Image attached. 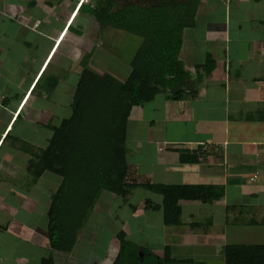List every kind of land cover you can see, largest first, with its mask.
I'll return each mask as SVG.
<instances>
[{
    "label": "crops",
    "instance_id": "crops-1",
    "mask_svg": "<svg viewBox=\"0 0 264 264\" xmlns=\"http://www.w3.org/2000/svg\"><path fill=\"white\" fill-rule=\"evenodd\" d=\"M4 8L6 11L0 12L3 18H0V49L21 52L18 67L23 68L21 74L25 82L17 86L13 78V83L0 87V138L11 131L10 124L19 116L20 105L33 92L30 88L35 79L45 73L52 52L66 35L64 51H79L72 53V59L70 53L64 55L67 60L76 62V76L81 70L79 59L85 53L88 69L124 81L134 53L122 61L116 57V52H109L112 50L109 43L118 30L100 27L91 17L84 16L81 9L74 13V2L22 0L20 6L10 3ZM82 43L86 44L88 52H81ZM206 57L212 62L207 73L203 67ZM177 58L187 76L180 87L182 96L174 100L169 91H159L150 101L130 109L124 139V145L128 139L131 148L129 153L126 151L130 192L142 189L136 185L143 183L221 187L222 197L210 204L179 201L180 217L184 213L187 220L180 219L181 226L189 228L191 224H198L189 229L197 230L210 241L219 235L222 237L226 227L248 230L249 238L254 231L264 236V0H199L194 25L181 33ZM59 82L58 79L56 85ZM52 91L38 90L37 101L44 103ZM71 92L73 89L69 102ZM61 95L59 92L58 96ZM69 102H66L67 107ZM40 127L46 129L43 123ZM17 134L15 139L26 142L23 129H18ZM31 142L26 143L34 146ZM178 151L193 155L196 162L180 163ZM12 159L10 155L5 161L11 166ZM4 172L6 178L10 177L7 168ZM108 195L101 192L90 213L100 210L102 200ZM19 196L14 195L11 183H4L0 192V264H40L48 257L52 264H76L74 251L81 242L78 237L85 223L68 254L49 249L46 217L45 223L40 225L41 244L20 248L22 243L1 240L7 230L14 232L23 223L13 219V201H22ZM7 202L10 207L6 206ZM159 203L160 200L154 204ZM47 205L41 211V222ZM119 205H124V201ZM202 212L206 217L199 222L188 221L194 214L199 220ZM32 223L23 228L32 230ZM163 246L158 247L160 251L157 249L155 254L160 255ZM22 249L24 252L28 249L33 255L20 260L17 251ZM115 252L106 264H111ZM209 253L207 263L212 264L211 251Z\"/></svg>",
    "mask_w": 264,
    "mask_h": 264
},
{
    "label": "trees",
    "instance_id": "trees-1",
    "mask_svg": "<svg viewBox=\"0 0 264 264\" xmlns=\"http://www.w3.org/2000/svg\"><path fill=\"white\" fill-rule=\"evenodd\" d=\"M68 1L75 3V0ZM115 1L96 0L93 7L81 5L77 12L85 8L100 27L141 39L124 81L88 69V54H82L81 70L68 105L69 114L56 126L46 128L49 135L44 147L12 140L13 148L27 156L24 171L30 178V185L44 173L59 178L56 188L49 194L45 213L47 243L53 252H71L101 192L124 201L128 170L124 139L130 109L150 101L159 91H169L170 98L179 99L183 93L180 87L187 78L177 56L181 33L194 25L199 0L149 7L128 3L118 8H115ZM203 67L206 73L212 68L209 57L205 58ZM43 75L42 72L38 76L31 91ZM57 81L49 75L40 89L49 93ZM178 161L194 163L196 158L178 151ZM136 187L160 196L159 204L146 200L143 208L160 211L164 227L181 226L179 201L210 204L223 194L221 187L212 186L143 183ZM197 226L191 224L189 228ZM115 239L117 250L111 264H211L174 257L169 245H164L162 253L157 255L128 240L122 231L116 232ZM221 254L223 264H264V244H226L221 247ZM40 264H52L51 258L41 260Z\"/></svg>",
    "mask_w": 264,
    "mask_h": 264
},
{
    "label": "rangeland",
    "instance_id": "rangeland-1",
    "mask_svg": "<svg viewBox=\"0 0 264 264\" xmlns=\"http://www.w3.org/2000/svg\"><path fill=\"white\" fill-rule=\"evenodd\" d=\"M21 1L0 0V12L4 13L6 11V8H4L6 4L11 3L13 6H20ZM180 1L185 0H117L115 1V8L128 3L141 7H149L160 3ZM94 3L91 7L94 6ZM81 13L87 18H90V13L87 9L84 8ZM50 17H52L51 12ZM0 18L3 19L1 16ZM71 28H74V25H71ZM67 40L68 35L63 38V41L56 51L52 52L53 56L49 67L40 79L37 87L30 96L26 97L24 101L26 103L23 102L20 105L21 111L19 116L16 118V121H12L14 122L13 124H10L11 131L2 142L1 140L4 135L0 138V192L4 189V183L12 184L14 195H20L19 197H22V201H13V219L23 221V223L18 225L19 227H16L14 232L7 230V235L3 234L1 240L3 242L10 241L17 243L18 245L22 243L20 248L33 247L36 243L41 244L42 230L40 225L45 223V215L43 217L44 221H40L42 217L41 211L48 203V195L57 185L59 178L44 173L33 185H30V178L24 171L26 157L12 148V140L18 135V129L21 128L24 131L23 138L26 142L32 141L31 143L34 144V147L43 148L49 132L40 127L42 123L45 128L49 129V127L56 126L60 118L62 119L68 116L69 109L66 102H69L70 90L72 91L77 77L76 62L70 59L73 57V52L79 51L71 50V52H65ZM103 42L108 44L106 41ZM140 43L141 39L139 37L118 30L113 37V41L109 43L112 49L109 52H116V57L125 61L129 55L137 50ZM82 47L81 52H88L85 43H82ZM66 53H70V59L68 58V60L64 57ZM20 55L21 52H4L3 49H0V87L4 86L5 83H13V78L15 80L14 85L22 86L24 84L25 76L21 74L23 68L18 67ZM48 75L56 77L60 82L56 85L48 100L42 103L41 101H37L36 93L42 85L46 84ZM15 92L18 93L17 90ZM59 92H62L63 95L58 96ZM49 101L53 103L51 106L46 104ZM125 148L127 153H129L131 148L128 139L125 143ZM10 155L13 157L11 166L10 163L7 164L5 161L6 157H10ZM5 168H7V176L9 175L10 177L6 178ZM129 181L126 177L124 185L127 187L124 186V188L127 192L124 205H119L121 201L118 197L108 195V197L102 200L103 205L100 207V210L88 215L83 228L84 231L82 230L78 237V240L81 242H78L74 251V262L76 264H106L113 251L115 252L117 250L115 234L118 231L124 232L126 238L131 242L141 247H147L154 253H157L155 251H157L158 247L166 244L171 247V253L174 257L207 262L210 261L209 252L211 251L212 264H222L221 247L223 245L264 243V236H260L259 232L254 231L252 238H249L248 230L245 229L234 230L229 227H226V229L223 228V236L221 237L219 235L218 238L216 237L210 241V239L202 236L197 230H190L187 226L164 227L161 223L160 213L143 208L144 201L158 203L160 196L142 189L130 192V186L132 184ZM6 204L7 207L8 205L10 207L9 202ZM127 205L134 207V209H131ZM201 210L205 211L206 208H202ZM201 215L203 216L198 220V217H195L194 214L191 220L188 221L199 222L204 216L206 217L205 212H202ZM180 219L187 221L186 214L183 213ZM28 223H32V230L26 227L23 228ZM159 249L158 251H160ZM17 252L20 253L18 254L20 260L33 255L28 249L25 252L23 249Z\"/></svg>",
    "mask_w": 264,
    "mask_h": 264
},
{
    "label": "built area",
    "instance_id": "built-area-1",
    "mask_svg": "<svg viewBox=\"0 0 264 264\" xmlns=\"http://www.w3.org/2000/svg\"><path fill=\"white\" fill-rule=\"evenodd\" d=\"M96 0H75V8H74V13L76 12V10L78 9L79 6L81 5H88L89 7L92 6V4L95 2ZM73 16V15H72ZM254 177V176H253Z\"/></svg>",
    "mask_w": 264,
    "mask_h": 264
},
{
    "label": "bare ground",
    "instance_id": "bare-ground-1",
    "mask_svg": "<svg viewBox=\"0 0 264 264\" xmlns=\"http://www.w3.org/2000/svg\"><path fill=\"white\" fill-rule=\"evenodd\" d=\"M79 7H80V6H79ZM79 7H78V8H79ZM77 10H78V9H77ZM77 10H76V12H77Z\"/></svg>",
    "mask_w": 264,
    "mask_h": 264
}]
</instances>
